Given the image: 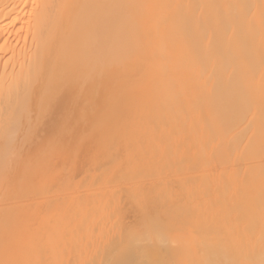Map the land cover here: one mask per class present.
<instances>
[{"label": "bare ground", "instance_id": "bare-ground-1", "mask_svg": "<svg viewBox=\"0 0 264 264\" xmlns=\"http://www.w3.org/2000/svg\"><path fill=\"white\" fill-rule=\"evenodd\" d=\"M98 53H102L101 56L111 55L108 58L103 56L104 59H111L105 61ZM92 58L99 59L96 61ZM112 58L116 59L114 65L109 64ZM73 59L76 62L84 60L81 62L83 66H79L81 70L77 68L81 74L83 68L88 71L82 75L83 80L86 78L84 83L91 80V67L93 71L95 65L97 70L95 62L88 65L89 59V62L101 60L100 63L107 65L105 68L103 64L99 65L105 69L100 68V75L98 70L93 71L98 73L96 77L99 80L102 75H113V68L123 69L117 71L123 72L125 81L119 72L116 75L120 76L118 81L123 80L128 85L121 82L122 86H119L117 77L112 79L114 76H111L114 82L109 83V79V88L104 89L111 90L114 83L115 88L116 85L120 88L117 86L119 90L114 89L117 92L113 94L122 96L130 87L129 90H134L137 96L127 90L129 94L126 93L121 100L129 95L130 102L127 99L126 105V101L124 104L120 101L121 109L123 105L127 107L129 103L141 101V106L138 103L143 109L140 113L147 111L148 115L146 113L144 117L150 122L143 123L141 118L144 114H138L139 117L134 116L142 122L132 119L131 126L129 120L138 108L133 114H125V109L119 108L117 111L118 107H115L117 114H125L121 116L122 119L128 115L131 117L127 121L123 119L121 124V117L116 114L119 119H115L114 123L117 129L112 127L114 121L111 126V122L107 125L106 119L103 131L109 130V125L112 127L109 131L117 134H121L123 128L127 132L130 130L129 136L122 131L128 136L124 140L136 133L133 136L138 137L134 139L137 149L145 154L149 152L150 161L156 159L152 161L155 165L151 164L144 159L142 152L141 160L147 162V169L156 172H149L144 166L141 168L142 162H138L140 157H136L138 150L134 152L129 148L136 149L135 142H130L132 138L128 141V148L132 152L126 149L128 155L133 156L131 161L139 163L134 162L133 168L135 164L140 166V172L137 169L138 172L134 174H143L144 170L152 173L149 174L152 179L155 176L154 185L151 184L153 187L146 178L148 174L145 173V178L141 175L150 185L146 188L140 176L132 174L131 170H135L129 168L126 169L127 173L130 171L128 174L135 178L127 174L130 177L127 182H133L138 177L142 184L132 187V182H128L133 188L129 193L131 187H127L126 193L129 195L120 191L119 184L123 179L116 175H121L113 176L121 180L119 183V180L112 178L113 174L110 176L106 173L114 181L112 184L110 180L111 185L107 187L108 178L106 183H103L105 179L102 182L101 178L98 179L101 185L105 184L103 187L99 185L101 188L98 186L100 194L95 192L96 189L88 192L91 191L88 188L90 185L86 186L87 191L86 187H82L87 179L84 177V182L81 181L83 184L80 180V185L77 182L79 187L82 184L79 193L82 192L83 197L78 194L76 198L74 194L78 193L77 190L71 191L69 188L73 177H68L71 181L65 178L69 181L66 187L69 189L64 188V194H69V198L64 196V200H61L62 197L58 195L59 201L56 196L52 197L59 193L56 186L58 179L62 185L67 175L65 173L69 171V176L71 174L70 169L64 173V177L61 171L57 175V171H64L60 166L69 163L66 167L72 168L76 163L74 159L81 157L74 145L79 144L80 149V144L84 143L81 140H90V136V141L93 137L95 139L97 133L93 131L96 130L87 137L88 130H91L90 123L91 126L96 124V114V117H101V114H105V117L111 113L106 115L108 102L111 104L109 107L116 104L114 100L110 101L114 96H109L112 93L110 90L109 95L105 90L107 96L102 94L105 91H99L100 95L107 97L108 102H102L106 97H100L97 90L96 97H93L94 93L89 89L101 81H96L98 78H94L93 74V86L92 81L90 85L83 84L79 73H75V76L82 84H74L76 80L72 77V86H78L76 89L80 87V92L84 85L90 86L84 91H89L86 97L82 95L83 91L80 96L85 97V101L89 100L87 93L92 94L88 95L90 99L99 96L94 101L96 104L92 100H89L92 104L88 101L86 105L81 104L84 99L79 96L78 100L80 93L73 94L75 89L70 86L71 80L70 84L67 82L70 87L62 80V88H66L65 93H71L72 97L67 95L69 98H63V93L62 102L57 101L59 91H63L61 79L67 73L72 79L69 72L76 70L71 65H75ZM107 62L112 70L106 69ZM65 69L66 73L63 71ZM62 74L66 75L63 77ZM65 84L68 88L64 87ZM81 85L84 87L81 88ZM99 86L101 89L102 84ZM122 87L126 90H121ZM131 93L134 94L132 97L140 100L134 102L136 99L130 97ZM75 95L77 99L73 101ZM100 98L104 105L101 108L99 102L101 106L97 109ZM114 98L117 100L116 96ZM65 99H71L68 102L73 101L77 107L71 102L70 106L74 109H62L59 102L64 107ZM133 103L130 104L131 108H127L131 112L137 106L134 104L133 107ZM90 104L94 108L87 109ZM83 105L91 114L96 113L92 109H97L96 114L88 116V124L87 116L78 113V107ZM143 105H148V110ZM57 108L64 113L67 111L65 115L72 110L78 113L72 112L70 115L69 112L70 118L72 115L77 117L74 119L72 116L76 121L70 120L72 125L84 119L85 129L78 131V128H74L76 133L71 128H81V124L72 126L69 131V120H64L67 132H73L69 138H74V134L78 135L80 131L82 136L86 135L81 140L75 137L80 143L71 138L69 142L70 133L67 134L64 128L63 131L57 128L62 123L57 127L52 126L58 124L55 123L56 117L61 112ZM126 122L130 128H137L134 124L138 122L140 133L144 136L141 138L137 135L138 128L132 129L135 132L128 129ZM82 124L84 126V122ZM97 124L95 126L99 130L95 128L99 132L102 125ZM55 130L66 132L65 138V134L62 137L61 133L60 136L68 140L65 142L67 145L60 143L64 141L62 139L59 144L57 137L54 141L55 136L59 135V132L55 134ZM17 133H21V136H17ZM100 133L106 136L105 132ZM81 135H78L79 138ZM71 143L75 149V152L74 149L71 151L75 154H72L73 158L69 153ZM55 145L64 148L56 149ZM44 146L45 150H42ZM0 151H4L2 156L0 153V264H264V0H0ZM125 152L122 151L123 154ZM126 154L124 156L127 157ZM63 156H68L65 162ZM121 160L125 163H122L124 167L131 162L128 164L127 159ZM78 161L81 165L82 160ZM72 162L73 166H70ZM150 164L155 166L154 170ZM92 178L94 175L86 181ZM116 181L119 184H114ZM54 188L57 192H54ZM102 188L105 194L100 192ZM52 191L51 196L48 193ZM83 191L94 194L89 199ZM60 193L62 196V191ZM121 193L126 195L125 199ZM43 194L52 197H47L48 203L43 200ZM43 201L47 204L46 209L42 205V214H35L36 206L44 204ZM34 204H37L34 206L36 210ZM45 230L49 232L46 239L43 235ZM23 234H29L25 242L32 240L30 244L22 241ZM39 234L41 237L43 235V239H35V244L33 238L39 237ZM49 239L54 240L51 241L53 244L47 245ZM32 244L35 245L31 247ZM42 244H46V247ZM36 245L42 248L38 246V249Z\"/></svg>", "mask_w": 264, "mask_h": 264}, {"label": "rangeland", "instance_id": "rangeland-1", "mask_svg": "<svg viewBox=\"0 0 264 264\" xmlns=\"http://www.w3.org/2000/svg\"><path fill=\"white\" fill-rule=\"evenodd\" d=\"M98 54L100 55L101 58H102L103 56L106 57V58L111 57V55H110V56H108V55H106V56H105V55L101 56L102 53H101V54L98 53ZM98 54H97V56H98ZM104 57H103V59H104ZM112 57H113V56H112ZM101 58H100V59H101ZM106 58H105V59H106ZM98 59H99V58H98ZM98 59H97V58H95V59L92 58V60H96V61H98ZM103 59H101V60H103ZM105 59H104V60H105ZM110 59H111V58H110ZM110 59H108V60H110ZM114 59H115V58H114ZM90 60H91V59H89V61H90ZM101 60H100V61H101ZM104 60H103V61H104ZM108 60L106 59L105 61H108ZM112 60H113V58H112ZM112 60H111V61H112ZM115 60H116V59H115ZM115 60H113V61H115ZM73 61H74V59H73ZM82 61L84 62V60H82ZM82 61H79V62H78V61H77V62L74 61L75 65L78 66V67H76L75 65H73V63L71 64L72 66H74V67L76 68V70H77L78 72H77L76 70H75L74 72H72V73L69 72V75L71 76V78H72V77H73V78L75 77L74 80H76V81H75L74 84H76V85L79 84V86H80V83L82 84V81H83V84H89V82L92 81L91 76H93V74H94V78H98V76L96 77V75L99 73L100 68L102 69L104 66H107V65H104V64H105V63H104L105 61H104L103 63H102V62L100 63V61H99V62H96V61H93V62L91 61V62H89V61H88V65H90L91 63H92V65H94V64H93L94 62L97 64L96 66H97V70H98V71L95 70V68H96L95 65L93 66V71L95 70V71H97L98 73L93 72V71H92V67H91L90 74L93 73L92 75L89 76V79H91V80H87L88 82H87V83H84V81L86 80V78H85V80H83L82 78H83L84 76H82V75L85 74V73H87L88 71H87V72L84 71V68H83L82 74H81V71H79V69H80L79 66H83V63H81ZM113 61H112V62H113ZM112 62L109 61V64H113V65H114V64L116 63V61L113 62V63H112ZM76 63H78V64H76ZM86 63H87V62H86ZM79 64H80V65H79ZM101 64H103V65H102L103 67H100V66H99V65H101ZM106 64H108V62H107ZM109 64H108V67H106V69L109 68ZM72 66H71V67H72ZM98 66H99V67H98ZM74 67H73V68H74ZM113 67H114V66H113ZM115 67H116V65H115ZM117 67H118V66H117ZM77 68H79V69H77ZM88 68H89V67H88ZM104 68H105V67H104ZM104 68H103V69H104ZM119 68H120V67H119ZM109 69L112 70V66H111V68H109ZM113 69L115 70V72H113V70L111 71V72L113 73V75H111V73L107 72V74H108V73L110 74V75H109L110 77H109L108 75H106V76H108V79H107V77H106L105 75H102V76L100 77V80H99V78H98V79H95L96 81L98 80V81H101V82H102V80H103V81L106 80L104 83H101V82H99V83L97 82V83H96V82H95L96 85L98 86V84H99V85L102 84L101 87L104 89V88H107V87H108L107 85H109V83H110L111 81L114 82V80H112V79H114L115 77H117V79H116V78H115V79L118 81V76H119V75L117 76V75H116V72H119V73H120V71H117V70H120L121 68H120V69H117V68L115 69V68H113ZM80 70H81V69H80ZM104 70H105V69H104ZM104 70H102V72H103ZM121 70H123V69H121ZM63 71H64V73L67 72L66 69L63 70ZM65 71H66V72H65ZM108 71H110V70H108ZM121 72H122V71H121ZM73 73H74V74H73ZM75 73H76V75L79 73V74H78V77H79V78L81 77L82 81H81L80 79L77 80L78 77L75 76ZM104 73H105V71L103 72V74H104ZM114 73H115V75H114ZM119 73H118V74H119ZM100 74H101V73H99L98 75H100ZM105 74H106V73H105ZM64 75H66V74H62L63 77H64ZM67 75H68V73H67ZM67 75H66L65 77H67L68 80H66L67 78H65V77H64V79H63V78L61 79V88H62V84H63V82L65 83V81H66V83H67V82L69 83V81L71 80V81H70V82H71V85H70V86H72V84H73V82H72V81H74L73 78L70 79V77L67 76ZM80 75H81V76H80ZM88 75H89V74H88ZM103 76H105V77H104V79L106 78L105 80L102 78ZM111 76H114V77L112 78ZM120 76H121L122 78L124 77L123 72L120 73ZM120 76H119V77H120ZM86 77H87V76H86ZM87 78H88V77H87ZM94 78H93V80H94ZM111 78H112V79H111ZM122 78H121V80H122ZM109 79H111V80H110L109 83H108V80H109ZM124 79H125V77L123 78V80H124ZM62 80H63V82H62ZM64 80H65V81H64ZM116 80H115V81H116ZM123 80H122L121 82L124 83L125 80H124V81H123ZM80 81H81V82H80ZM76 82H78V83H76ZM85 82H86V81H85ZM93 82H94V81H92V86H93V84H94ZM106 82H107V83H106ZM119 82H120V80L117 82L118 85H119V86H120V85L122 86V83H121V82L119 83ZM68 83H67V84H68ZM117 83H116V84H117ZM69 84H70V83H69ZM69 84H68V86H69ZM90 84H91V82H90ZM90 84H89V85H90ZM103 84H105V85H103ZM124 84H125V85H128L127 83H124ZM65 85H66V84H65ZM96 85L94 84V88L91 87V88H90L91 90L89 89V91H92V93H94V96H93V97H96V96H95V91H96V90H97L98 92H99L100 90H101V92H104V91L106 90V91L108 92V95H109V92L111 91L112 93H111L109 96H110V97H111V95H114V96L111 97V98H113V99L110 100V101L113 102V100H114V104H115V103H116V104H115V105L112 104V105L114 106V108H112L113 106H112V107H109V106H111V104H109L110 102L107 101V97H106V96H107V94H106L107 92L105 91V93H102L103 95L106 94V96H105V97H106V100H104V101H102V100H103L102 98H103L104 96H103V95H100L101 92H99V95H100V97H102V98H100V99H101L100 101H97V102H98V104H97L98 107L96 106V108H97V109H100L99 107H100L101 105H102V106H101V108H102L103 105H104L103 103H105V101H107V102H108L107 105H109V106H106V105H105V106H106V108H108L109 110H107L108 112L106 111V112H107V113H106V112H105V108H103L104 113H106V115H107L109 112H111V113H109V114H112V115H114V116H113V118H111L112 115L109 116V114H108V116H105V117H106V118H105V117H104L105 114H104V115L101 114V117H100V115H99V117H96V116H97V114H96V113H97V111H96L97 109H92L93 111L95 110L94 112H96V113H92V114H96L95 119L97 118V121H98V122L96 121V124L99 123V124L102 125V130L100 129V131L98 132L99 129H98V127H96L98 124H97V125L95 124L96 126H95L94 124L91 126V123H92V122H91V123H90V126H89L91 130H88V131H90V132H88L87 130H85V132H86V131L88 132V136H87V137H89V136L92 134L91 131L96 130V132L93 131V133H97L96 136H98V137L96 138V136H95V139H94V137L92 138V141H94V143H92V144H91L92 141H90V140H91V136H90V140H88V139L86 138V139H87L88 141H90V142L86 141V139H85V140H81V139H84V137H86V135H83V136H84V137H83V136L80 134V133H82L81 131H83V130L85 129V125H86V124H85V121H83L84 119H83V120L80 119V118H81V117H80V116H81L80 114H85V117L87 116V120H88V122H87V120H86V122H87V124H88V123H89V120H90V118H88V116L91 114V111H88L87 109H88L89 107L92 108V106H93V108H94V105L96 104V103H94V101L98 100V97H99V96L97 95V96H98L97 99H96V98H93V97H92V99H90V96L88 97V95H91V96H92V94H91V93H90V94L87 93V98H89V100H92V103L94 104V105H91V104H92L91 101H90V102H89V100H86V101H85V99H84V98L86 97V92H89V91L86 90V92L84 93V91H85V89H88L90 86H86V85H84V86H85V87H84L83 85H81V88L84 87V88H82V89H84V90L81 89V92L83 91L82 93H84V94H82V95L85 96V97L80 96V95H81L80 87L78 88L79 90L76 89L78 86L75 87V86L73 85L74 88H72L73 86L71 87L73 90L75 89V90L78 91V92H76L75 90H74L75 92L72 91L73 94H77V93L79 94V93H80V94L77 96L78 100H79L80 97H83V99H84L83 102H84V103H83L82 100H81V102H82L81 104L86 105V104H88V102L91 103L90 106H88V107L83 105L84 109H83V107L80 106L82 111H83V110H85V111L87 110V111H86V112H88L87 114H86L85 111L82 112V111L80 110V107H78L79 109L77 108V109L79 110L78 113H80V114L78 115L80 120H79V119H77V120L82 121L81 123H80V122H79V123L81 124V125H80L81 128L84 127V128L81 129V128H79V127H75V126H74V125H76V124H78V126H79V123H75V124H73V125H72V123H70L72 120H74L75 118H77V117L74 116V115H72V116L74 117V119H73L72 116H71L72 119L70 118V116H69V112H70V115H71V113L73 112V110H72V112L69 111L68 114L65 115V113H66L69 109H74V108L71 107L70 105H71L72 103L75 104L73 101H74V99H77V98H76V95H75L74 98H72V100H73V101H71L72 103H71V102H68V100L70 101L71 99H68V100L65 99V101L67 100L66 102H68L67 104H69V106L67 105V108H66V102L63 100V102H64V103H63V104H64V107H62V106H63L62 103L60 104V102H62V100H60V99H61V94L65 93L67 89H66V88H65V89L62 88L63 91H62V89H61L62 92L59 91L60 94L58 95L59 97H57V98H58L57 101H60V102H59V105L61 106V108L64 109V110H67V111H65V113H64V111H61V110H62L61 108H60L61 110H60L59 108H57V109L60 110L59 113H60V112H61V113H62V112L64 113V115H63V113H62V116H63L64 118H65L66 116H67V117H66L65 119L62 118V116H60V115H61V113H60V115H58L57 117H58V118L61 117L62 119L59 118V119H60V120H59V119L56 117V119H57L58 121L56 120L55 123H58V124H52V126H56V127H57V125H59V123H60V124L62 123V125H64V122H65L64 120H66V121L69 120V122L67 121L68 130H69L72 126H74V127L71 128L72 131H74L76 128H78V131H79V129H80V130H81L80 133H79L78 131H77V133H79L78 135H79V136L81 135V137H82V138H81V137L79 138V136H78L77 134H76V135L74 134V138H71V137H70V138H71V139H74V140H76V138H77V139H80L81 141H84L85 144L82 142V144H80V145H82V148H81V146H80V149H79V147L77 146V145H79V144L74 145V146H75V149L78 148V152H77V153H78V154H81V157H79V156L77 155L79 158H78V157H77L78 159L75 158L76 161H75V159H74V162H76L78 165H80V161H78V160H82V161H81L82 164H81L80 166L77 167V166H76L77 164L75 163L76 165L74 164V167H72V168H73V169H72V168H70V167H69V168L66 167V166H69V165H68L69 163H68L66 166H65V165L62 166V167L60 166V169L63 168L64 171L59 170V167L57 168V169L59 170V171H57V175H60V174L62 173V174H63V177H64V176L67 174L68 176L66 175L67 177L65 176L64 179L67 178L69 181H71L70 179H72V177H73V179H72L73 181L70 182L71 184H70V186H69V185H67V183H68L69 181H67L66 179H65L66 185H64V184H65V182H63L64 179L62 180V183H63L62 185L58 183L59 179H58V181L56 180V181H57V185H56V184H55V185L58 186V189L56 188V186H55V188L58 190L59 193H60V191H62V194H63V195L61 196V195H60L61 193H60V194L57 193V195L54 193L55 195L52 196V195H53V191H54V189H55V188H54L53 191H52V193H48V194H50V195L52 194V195H51L52 197H55V196H56V197L59 199V196H60V197H62L61 200H62L63 198H65L64 196L68 197L69 194H67V195L64 194V193H65L64 188H66V187H68V186H69V188L71 189V191H73V190H75V189L77 190L76 193H77V192H78V193H77V194H74V195L76 196V198H78V197H77L78 194H79V195H78L79 197H80V195H82L81 198L83 197V194H80V193H82V192L79 193V191L82 189V187H86L87 185H90V187H88L90 190H91V189H92V190H95V189H96L95 192H96V193H99V191H97V190H98L97 188H99V187H100L99 185H101L100 181L103 180V179H105V182L103 181V183H106V179H107L108 177H110L111 174H113V175H112V178H113L114 174H115V175H116V174L121 175V176H118V175H116V176L119 177V179H123L122 182H121V180H119L118 178L114 177L115 179L119 180V183L121 182V183H120L121 185H120L117 181H116V183L114 182V184H117V183L119 184L120 187H119L118 185H115V186L119 187L121 192H125V193L127 192V193H128V189L131 187L129 183L132 182V181H131V180H130V181L128 180V182H129V183H128V182H127V179H130V177L133 179L134 175L137 176V174H138V177L140 176L141 180H143V181H141L140 178L138 179V177H136V179H134V180H136V183H134V180H133V182H132V187H133V185H138V184L142 186V184H140L141 182L143 183V187H146V188H149L148 186H150L151 184L154 185L152 182H155V180H154V179H155V178H154L155 176H154V174H153L154 177H153V179H152V177L149 176V174L152 175V173H153V172H156V171H151L150 169H147V167H146L147 164H145V163H147L146 161H148V160L150 161V158H151V157L149 158L150 153L147 152V153L145 154L144 151H141L140 149H137L138 145L136 144V140H134V139H136L137 136H136V135H135L136 137L133 136V135L136 134V133H134V134L131 133L132 136L130 135V137H129V138H132V140L130 139V140H131V141H130L131 144H132L133 142H135L134 145H136V149L132 146V147L134 148V149H133V148L129 147V145H128V144L130 143V142H128V141H129V138H127L128 140H124V138H126V137L129 136L128 134L130 133V130H128L129 132H127L126 129H125V131H124V128H123V129L121 128L122 131H123V133H126L128 136H125L126 134L124 135V134L122 133V131H121V134L114 133L113 130H111V132L109 131L110 128L112 129V127H114V129H115V128L117 129V127H116L115 124H114L115 121L118 119V118H117L118 116L116 117L117 111H118L119 108L121 109V107H122V106H121V105H122L121 102L124 104V102H125L127 99L129 100V95H128V98H127V99H123L124 101L121 100V99H122L121 97L125 96L126 93H128L129 91H130V92H134L135 95H136V92H135L134 90H129L130 87L127 88V90H129V91H127V90L124 88V89L126 90V91H125V90H123V87H124V86H123L121 90L125 91L126 93H125V95H122V96L120 95V96H119V94H118V95L113 94V93L117 92V91L114 90V89H117V86H118V85H116V88H115V84H114V83L112 84V85L114 86V88H113V86H112L113 89H112V88H111V90L109 89L110 91L107 90V89H104V90L102 91V88L100 89V86H99V88H98ZM63 86H64V85H63ZM68 86L66 85V86H64V87H67V88H68ZM70 86H69V87H70ZM105 86H106V87H105ZM119 86H118V87H119ZM86 87H87V88H86ZM95 87H96V88H95ZM110 87H111V84H110ZM108 88H109V87H108ZM119 88H120V87H119ZM119 88H118L117 90H119ZM59 89H60V87H59ZM69 89H70V88H69ZM69 89H68V90H69ZM94 89H95V90H94ZM98 89H99V90H98ZM130 89H131V88H130ZM64 90H65V91H64ZM113 90H114V92H113ZM70 91H71V89H70ZM70 91H69L68 93H70ZM93 91H94V92H93ZM121 92H122V91H120V93H121ZM66 93H67V92H66ZM66 93L63 94L64 96L62 95L63 98H64L65 96L68 95V94H66ZM122 93H123V92H122ZM128 94H129V93H128ZM134 94L131 93V94H130V97H132ZM70 95H71V97H72V94H71V93H70L68 96L70 97ZM131 95H132V96H131ZM68 96H67V97H68ZM79 96H80V97H79ZM109 96H108V97H109ZM115 96H116V98L119 96L120 99L118 100V98H117V100H116V99L114 98ZM136 96H137V95H136ZM69 97H68V98H69ZM71 97H70V98H71ZM105 97H104V98H105ZM57 98H56V99H57ZM65 98H66V97H65ZM87 98H86V99H87ZM124 98H125V97H124ZM132 98H134V97H132ZM132 98H131V99H132ZM134 99H136V100H134ZM134 99H132V101L134 100V102L140 100L139 98H138V99H139V100H138L137 97H135ZM87 101H88V102H87ZM101 101H102L103 103H102ZM118 101H119V102L121 101L120 104H119ZM85 102H86V103H85ZM99 102L101 103V105H99ZM128 102H130V100H129ZM142 102H145V101L142 100ZM70 103H71V104H70ZM76 103H78V102H76ZM79 103H80V102H79ZM79 103H78V104H79ZM125 103H126V105L128 104L127 101H126ZM132 103H133V102H132ZM132 103H129V105H128L127 107L123 105V108L121 109V110L125 109L126 112H125V111L123 112V113H125V114H126V113H127V114H131V113L133 114V112L136 110V108H138V109H137V113H136V111H135L134 114L131 115L132 117H131L130 115H128V117H129V116L131 117V119H130L131 121L129 120V123L131 122L130 125L132 124V119H133V120L137 119L138 122L141 121L140 119L137 118V116H138V114L140 115V114L142 113L141 111L143 110V109H140V107L138 106V103H140V106H141V104H142L141 101H139V102L133 103V107H135V105H137V106H136L135 108H132V109H134V110L131 112V109H127V108H131L132 106H130V104H132ZM134 104H135V105H134ZM143 104H145V103H143ZM59 105H58V107H60ZM72 106H74V105H72ZM75 106H76V104H75ZM75 106H74V107H75ZM78 106H79V105H78ZM105 106H104V107H105ZM129 106H130V107H129ZM143 106H144V105H143ZM69 107H70V108H69ZM76 107H77V106H76ZM76 107H75V108H76ZM86 107H87V109H86ZM115 107H118V108H116L117 111H115ZM124 107H126V108H124ZM144 107H147V110H148V105H147V106L145 105ZM65 108H66V109H65ZM68 108H69V109H68ZM91 108H90L89 110H91ZM110 108H112V110H113L115 113H114L113 111H111ZM142 108H143V107H142ZM77 109H76V110H77ZM101 110H102V109H101ZM103 110H102V112H103ZM129 110H130V112H129ZM145 110H146V108H145ZM80 111H81L82 113H81ZM93 111H92V112H93ZM119 111H120V110H119ZM89 112H90V113H89ZM98 112L100 113L101 111L98 110ZM121 112H122V111H121ZM140 112H141V113H140ZM76 113H77V112L74 111L72 114H76ZM78 113H77V114H78ZM99 113H98V114H99ZM123 113L118 112V114L120 115V117L123 116V115H125V114H123ZM135 113H136V114H135ZM146 113H147V111H146V112L143 111V114H144V115L141 114V116H142V115H143V116H142V118L140 117L141 119H143V123H144V121L150 120V119H147V120H146V118H145V117H146V116H145ZM77 114H76V115H77ZM92 114H91L90 116H92ZM118 114H117V115H118ZM121 114H122V115H121ZM102 115H103V117H102ZM134 115H137V116L135 117ZM146 115H148V113H147ZM82 116H83V115H82ZM126 116H127V115H126ZM144 116H145V117H144ZM83 117H84V116H83ZM85 117H84V118H85ZM108 117H110L111 120H110V118H108ZM124 117H125V116H124ZM128 117H126V119H124V118H123V119L127 121V120H128ZM134 117H135V118H134ZM138 117H139V116H138ZM104 118H105V119H104ZM148 118H149V117H148ZM101 119H103V120H101ZM106 119H107V120H106ZM108 119H109L110 121H108ZM112 119H113V120H112ZM115 119H116V120H115ZM123 119H122V117H121V121H120L121 124H122V120H123ZM70 120H71V121H70ZM99 120H101V122H99ZM105 120L107 121V125H108V123L111 122V123H110L111 126H112V122L114 121V122H113L114 125H113L112 127L109 125V130H108V128H107V129H105L106 131H103V130H104L103 127H104V125H106V121H105ZM118 120H119V119H118ZM118 120H117V121H118ZM139 120H140V121H139ZM74 121H75V120H74ZM74 121H73V122H74ZM93 121H94V115H93ZM102 121H103V123H102ZM75 122H76V121H75ZM83 122H84V126H82V125H83V124H82ZM120 122H119V123H120ZM124 122H125V121H124ZM138 122H137V123H138ZM141 122H142V121H141ZM141 122H140V123H141ZM147 122H150V121H147ZM93 123H95V122H93ZM129 123H128V124H129ZM134 123H135V122H133V124H134ZM137 123L134 124V125H137L136 127L138 128L139 126H138ZM143 123H142V125H145V124H143ZM145 123H146V122H145ZM69 124H70L71 126H70ZM116 124H117V122H116ZM126 124H127V122H126ZM128 124H127V126H128ZM147 124H148V123H147ZM151 124H152V123H151ZM62 125H61V126H62ZM65 125H66V122H65ZM65 125H64L63 127H61V126L59 125L57 128H59V130H61V131H63V128H64V131L66 130V132H67V126H65ZM117 125H118V124H117ZM119 125H120V124H119ZM134 125H133V126H134ZM149 125H150V124H149ZM153 125H154V124H153ZM76 126H77V125H76ZM87 126H88V125H87ZM123 126H124V123H123ZM127 126H126V127L124 126V127L127 128ZM131 126H132V125H131ZM131 126H130V127H131ZM151 126H152V125H151ZM65 127H66V129H65ZM93 127H94V128H93ZM95 127H96L98 130H97ZM99 127H100V126H99ZM121 127H122V125H121ZM128 127H129V126H128ZM130 127H129L128 129H131V131H132L133 128H135V127H133V128H130ZM142 127H147V126H142ZM153 127H155V126H153ZM153 127H151V128H153ZM53 128H54V127H53ZM53 128H52V130L54 131L55 128H54V129H53ZM57 128H56V129H57ZM74 128H75V129H74ZM104 128H106V126H105ZM118 128L120 129L119 126H118ZM137 128H135V130H138L140 127H139L138 129H137ZM148 128H149V127H148ZM71 129H70V130H71ZM86 129H88V128H86ZM140 129H141V128H140ZM140 129H139V131H138L140 135H139L138 133H137V135L140 136V137H141V136L143 137L144 135H141V133H140L141 130H140ZM142 129L145 130V128H142ZM149 129H150V128H149ZM59 130H57V131L55 130V132H56L55 134L57 135V132H59V133H58L59 135L55 136V140H54V141L56 142V140H57V138H58V140H57L58 143H59L60 141L64 140L65 136H67V135L65 134L66 132L63 133V132H61V131H59ZM70 130H69V131H70ZM107 130L109 131V134H108ZM69 131L67 132V134L70 133V134H68V140H69V142H70V138H69V136H71V134H73V132L71 131V132H72V133H71V132H69ZM101 131L106 133V136H105V134L103 133L104 136L106 137L105 139H102V137H104V136H103V134L100 133ZM117 131H118V130H117ZM142 131H143V130H142ZM145 131H146V130H145ZM74 132L76 133V130H75ZM87 132H86V133H87ZM115 132H116V130H115ZM119 132H120V131H119ZM119 132H118V133H119ZM132 132H135V131H132ZM136 132H137V131H136ZM147 132H148V130H147ZM147 132H146V133H147ZM61 133H62V137H63V135L65 134V135H64V138H62V137L60 136ZM89 133H90V134H89ZM110 133H111V134H110ZM142 133H143V132H142ZM14 134L16 135V133H14ZM17 134H19V133H17ZM84 134H85V133H84ZM99 134H100L101 136H100ZM107 134H108L109 136H107ZM15 135H14V137H15ZM93 135H94V134H93ZM121 135H122V136H121ZM123 135H124V137H123ZM17 136H21V133H20L19 135H17ZM17 136H16V137H17ZM77 136H78V137H77ZM99 136L101 137V139H100ZM56 137H57V138H56ZM59 137H60V138H59ZM75 137H76V138H75ZM142 137H141V138H142ZM66 138H67V137H66ZM137 138H138V137H137ZM15 139H16V138H15ZM15 139H14V140H15ZM61 139H62V140H61ZM12 140H13V138H12ZM59 140H60V141H59ZM65 140H66V139H65ZM65 140L62 141V142H60V143L63 144V142H64V144H65V142L68 141V140H66V141H65ZM95 140H96V141H95ZM72 141H73V140H72ZM76 141H77V140H76ZM85 141H86V142H85ZM126 141H127L128 143L125 144V145L123 146V144L126 143ZM132 141H133V142H132ZM58 143H57V144H58ZM60 143H59V144H60ZM76 143H80L79 140H78ZM89 143H90V144H89ZM64 144H63V145H64ZM72 144H73V143H71V147L73 146ZM74 144H75V141H74ZM131 144H130V146H131ZM44 145H45V144H44ZM47 145H48V142H46V145H45V146H47ZM65 145H67V143H66ZM127 145H128V146H127ZM45 146H44V148H43L42 150H45ZM76 146H77V147H76ZM125 146H126V147H125ZM60 147H63V146L60 145ZM60 147H59V145H57V146L55 145V148H56V149L59 148V149H62V150H63L64 147H63V148H60ZM128 147H129L130 149L134 150V152H136L135 150H138V153H139V154H138L136 157H137V158L140 157V158H138V160H139L138 162H142V163L140 164V166L142 165L141 168L143 169V166H144V168L146 167V169L149 170V172H152V173H149L148 171L145 172L144 170L141 169L142 172H143V174H142V173H140V175H139V173L134 174V173L137 171V169H138V171H139V167H140V166H138V165L135 164V166H134L135 169L133 168V164H134V162H136V161H131V160H133V159H132L133 156L131 155V157H130V153H131L132 151H131ZM124 148H125V149H124ZM126 148H128V151H130L129 155H128V151H127ZM59 149H58V150H59ZM73 149H74V148L72 147V150H69V151H70L69 153H71V155L74 154V153H72V152H73ZM75 149H74V152H75ZM82 149H83V150H82ZM42 150H41V151H42ZM58 150H57V151H58ZM81 150H82V151H81ZM124 150H125L126 152H125ZM59 151H61V150H59ZM71 151H72V152H71ZM76 151H77V150H76ZM79 151H80V152H79ZM122 151L125 152V154L127 153V154H126L127 157L124 156L125 154H123ZM3 152H4V151H3ZM3 152L0 151L1 156L3 155ZM142 152H144V154H145V158H144V159H146L145 163H144V161H142V160H143L142 156L144 155V154L141 155ZM39 153H40V152H39ZM41 154H43V151L41 152ZM41 154H39V155L41 156ZM132 154L134 155L135 153H132ZM136 154H137V153H136ZM34 155H36V154H34ZM68 155H69V154H68ZM146 155H148V157H146ZM1 156H0V157H1ZM31 156H32V155H31ZM74 156H75V154H74ZM150 156H151V155H150ZM71 157L73 158V155H72ZM71 157H69V158H71ZM123 157H125V158L123 159ZM128 157L130 158V160H129ZM134 157H135V156H134ZM63 158H64V159H63ZM65 158L68 159V156H66V157L63 156V157H62L63 162H65ZM80 158H81V159H80ZM141 158H142V160H141ZM121 159H122V160H121ZM125 159H127L126 163L128 162V164H129V161H131L130 164H132V165L130 166V164H129V165H128L129 167H128V166H126V165H127V164H126V165H125L126 167H124V164H125V163H124V162H120V160H121V161H124ZM147 159H148V160H147ZM71 160H72V159H71ZM153 160H156V159H155V158L152 159V160L150 161V163L155 165V162H152ZM149 161H148V162H149ZM63 162H61V164H62ZM66 162H67V161H66ZM119 162H120L121 164H122V163H124V164H122V165H121V164L118 165ZM132 162H133V163H132ZM138 162H136V163L139 164ZM71 164H72V166H73V162L70 163V166H71ZM151 164H150L149 166H150L151 168H153V170H154V169H155V168H154L155 166L152 167ZM75 166H76V167H75ZM121 166H123L124 168H122ZM147 166H148V165H147ZM119 167H121V168L119 169ZM131 167H132V168H131ZM64 168H65V169L68 168V169L65 170ZM129 168L135 170V171L131 170V171L133 172V173H132V172H131V173L134 174L133 177H132V175L130 176V175L128 174V173H130V171L127 173V171L129 170ZM70 169H71V174H70V176H69V174H68L69 171H68V170H70ZM126 169H128V170H126ZM146 169H145V170H146ZM72 170H73V171H72ZM60 171H61V173L58 174ZM66 171H68V173H65ZM111 171H113L114 173H112ZM138 171H137V172H138ZM117 172H118V173H117ZM139 172H140V171H139ZM64 173H65V175H64ZM106 173H109L110 176H109L108 174H106ZM145 173L148 174L149 177H146ZM127 174H128V176H130V177H128ZM71 175H72V176H71ZM92 175H94V179H95V178H96V179L94 180V179L92 178V180H88V181H86L87 179L91 178ZM106 175H107L108 177H107ZM141 175H142L143 177L145 176V177L147 178V180H150V181H149V182H150V183H149L150 185H147V184H146V183H148V181L146 180L147 182H145V180L142 178ZM95 176H96V177H95ZM122 176H124V178H122ZM68 177H70V179H69ZM76 177H77V178H76ZM84 177L87 178L86 180L84 179L86 183H85L84 180H83ZM120 177H121V178H120ZM145 177H144V178H145ZM150 177H151V178H150ZM57 178H59V177H57ZM100 178H101V179H100ZM110 178H111V177H110ZM110 178L107 179V180H108L107 182H109V181L112 179V178H111V179H110ZM114 178H113V179H114ZM134 178H135V177H134ZM81 179H82V180H81ZM98 179H100L99 182H98ZM79 180H80V182H81V181L84 182V184L81 182V183L83 184V186H82V184H81L82 187H81V186H80V187L77 186V185H78L77 182H78ZM151 180H152V181H151ZM90 181H91V183H90ZM111 181H112V184H113V181H114V180H111ZM140 181H141V182H140ZM80 182H78L79 185H80ZM101 182H102V181H101ZM137 182H138V183H137ZM60 183H61V182H60ZM126 183H127V184H126ZM108 184H109V186H108ZM108 184L106 183L107 187H110L111 183L109 182ZM144 184H146V186H144ZM103 185H105V184H103ZM103 185H101V187H103ZM128 185H129V186H128ZM152 185H151L150 187H153ZM59 186H60V188H62V190L60 189V191H59ZM63 186H64V187H63ZM76 186H77V188L79 187V189H77ZM98 186H99V187H98ZM101 187H100V188H101ZM123 187H124V189H123ZM125 187H126V188H125ZM127 187H128V189H127ZM132 187H131V189H130L131 191L129 190V193L132 192V189H133ZM69 188H68V189H69ZM80 188H81V189H80ZM86 188H87V187H86ZM88 188H87V189L83 188V189H85V190L87 191ZM105 188H106V186H104V189H105ZM111 188H112V187H111ZM111 188H109V189H111ZM56 189H55L54 192H57ZM66 189H67V188H66ZM68 189H67V190H68ZM102 189H103V188H102ZM102 189H101V190H102ZM104 189H103V191H100V192H102V193L104 192V194H105V190H107V188H106L105 190H104ZM112 189H115V187H113ZM117 189H118V188H117ZM117 189H116V190H117ZM121 189L124 190V191H122ZM63 190H64V191H63ZM92 190H91V191L88 190V192H92ZM125 190H127V191H125ZM71 191L69 190V193H70ZM86 191H83V193L86 192ZM50 192H51V191H50ZM74 192H75V191H74ZM106 192H107V191H106ZM66 193H68V192L66 191ZM71 193H72V192H71ZM86 193H87V192H86ZM127 193H126V194H127ZM44 194H45V193H44ZM44 194H43V196L46 197V195H44ZM46 194H47V193H46ZM48 194H47V195H48ZM87 194H88V193H87ZM91 194H94V192H93V193H89L88 196H87V195H86V196L84 195V196L90 199ZM99 194H100V193H99ZM99 194H98V195H99ZM106 194H107V193H106ZM119 194H120V192H119ZM58 195H59V196H58ZM89 195H90V196H89ZM101 195H102V194H101ZM121 195H122V193H121ZM123 195H124V194H123ZM123 195H122V196H123ZM127 195H129V194H127ZM41 196H42V195H41ZM125 196H126V195H124V199H125ZM33 197H34V196H33ZM33 197H32V198H33ZM44 197H43V200L46 201L45 203H48V201H49L48 199H49V198H52V197L47 196V197H49V198L46 197V198H47V200H46V198H44ZM93 197L96 198V196H93ZM99 197H103V196H98V198H99ZM40 198H42V197H40ZM68 198H69V197H68ZM68 198H67V199H68ZM33 199H34V198H33ZM34 200H35V199H34ZM61 200L59 199V201H61ZM63 200H64V199H63ZM44 201H43V203H44ZM33 202H34V201H33ZM33 202H32V204H33ZM35 202H36V201H35ZM36 203H37V202H36ZM45 203H44V204L41 203L40 206H38V207H39V210H38V207L36 206L37 204H34V205H33V208H34L35 210H36V208H37V210H38V211L36 210V213H35V214H37V213L42 214L43 209H46V207H47V204H45ZM32 204H31V205H32ZM42 205L45 206L43 209H41ZM34 206H36V208H35ZM34 209H33V210H34ZM40 209H41L42 211H40ZM40 212H41V213H40ZM39 214H38L37 216H38V217H41V215L39 216ZM37 219H38V218H37ZM44 233H45V234H44ZM44 233H43V235H44V237H45V236H47V234H48L49 232H47V230H45ZM46 233H47V234H46ZM24 234H25V233H24ZM24 234H23V236L21 235V236L24 238V240H22V241H23L24 243H26V242L29 243L30 241L32 242V240H30V238H29L30 241L27 240V241L25 242L26 235H27V237H30V236H28L29 234H26V235L24 236ZM39 235H40V236H39L40 238L37 236L39 239H38L36 236H35V238H33V240L36 242L35 244H37V241H38V240H39V241H40V240L42 241V239H43V235H42V237H41V234H39ZM19 236H20V235H19ZM19 236H18V237H19ZM48 236H49V235H48ZM54 236H55V235H54ZM50 237H51V236H50ZM23 238H21V239H23ZM41 238H42V239H41ZM55 238H56V237H55ZM26 239H28V238H26ZM31 239H32V238H31ZM35 239H36L37 241H36ZM44 239H46V237H45ZM47 239H48V238H47ZM49 240H50V242H51V241H54V240H51V239H49ZM49 240H47V241L49 242ZM22 241H21V242H22ZM34 241H33V242H34ZM43 241H45V240H43ZM50 242L47 243V245H48V244H49V245H50V244H53V242H51V243H50ZM24 243H21V244H23V246H26V247H27V245L24 244ZM43 243H44V242H43ZM29 244H30V243H29ZM29 244H28V246H29ZM35 244H32L31 247H33V245H35ZM39 244L41 245V242H40ZM40 245H36V246L38 247V246H40ZM43 245L46 247V244H42V246H43ZM44 246H43V247H44ZM40 248H42V247L40 246ZM38 249H39V247H38ZM41 250H43V249H41ZM18 260H19V259H18ZM20 260H21V259H20Z\"/></svg>", "mask_w": 264, "mask_h": 264}]
</instances>
